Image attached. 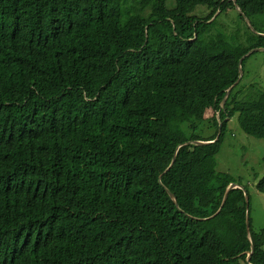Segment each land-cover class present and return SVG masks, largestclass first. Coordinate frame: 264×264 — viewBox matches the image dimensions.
Instances as JSON below:
<instances>
[{
	"label": "trees",
	"instance_id": "trees-1",
	"mask_svg": "<svg viewBox=\"0 0 264 264\" xmlns=\"http://www.w3.org/2000/svg\"><path fill=\"white\" fill-rule=\"evenodd\" d=\"M168 3L0 0V264H264L246 188L211 218L229 122L264 140V0Z\"/></svg>",
	"mask_w": 264,
	"mask_h": 264
},
{
	"label": "rangeland",
	"instance_id": "rangeland-1",
	"mask_svg": "<svg viewBox=\"0 0 264 264\" xmlns=\"http://www.w3.org/2000/svg\"><path fill=\"white\" fill-rule=\"evenodd\" d=\"M168 0V5L170 4ZM170 6V5H169ZM171 7V6H170ZM203 8H198L201 13ZM236 11L230 10L226 15L232 20ZM253 28L264 31V16H258L251 21ZM262 34V33H261ZM243 84L246 91L254 88L264 91V51H256L249 56L244 65ZM215 129H212L213 133ZM264 140L256 139L242 132L236 118L228 125L221 153L218 155V171L231 174L250 196V218L252 230L259 232L264 229V191L257 188L264 177Z\"/></svg>",
	"mask_w": 264,
	"mask_h": 264
},
{
	"label": "water",
	"instance_id": "water-1",
	"mask_svg": "<svg viewBox=\"0 0 264 264\" xmlns=\"http://www.w3.org/2000/svg\"><path fill=\"white\" fill-rule=\"evenodd\" d=\"M235 3H236V0H235ZM236 8L238 9L237 4H236ZM245 20H246L248 26H249L254 32L258 33V32L253 28V26H252L250 20H249L248 18H245ZM261 35H264V34H261ZM256 51H264V48H256V49H253V50H251L249 53H247L245 56H243L242 59L240 60V63H239L240 77H239V80L236 82V84L240 81V79L242 78V75H243V71H242V62H243V60H244L246 57L250 56L252 53L256 52ZM236 84H234V85L228 90V93H227V95H226V97H225V99H224V101H223V106L225 105L226 99L228 98V95H229L231 89H232ZM221 129H222V125L220 124V127H219V134H218V136H217V138H216L215 141L218 140V138H219V136H220V133H221ZM215 141H206V142H204V141H195V142H193V143H194V144H197V145H207V144H212V143H214ZM186 144H190V142H188V143H186ZM175 158H176V154H175V157H174V159H173V163H174V161H175ZM173 163L171 164V166L169 167V169L173 166ZM236 188H242V187H240V186L237 185V184H231V185H230V187L227 189V191H226V193H225L224 200H223V202H222L221 208H220L219 211H218L214 216H212L211 218L215 217V216H216V215L222 210V208L224 207V205H225V203H226V201H227V199H228L229 192H230L232 189H236ZM166 190H167V192L169 193L170 197H171L172 199L175 200V196H174V194H173L172 192H170L168 189H166ZM245 193H246V192H245ZM246 199H247V203H249V197H248L247 193H246ZM249 219H250V216H249V212H248V213H247V229H248V230H249V228H250V221H249ZM252 253H253V251L250 253L249 258H248V261H250V258H251ZM249 264H250V263H249Z\"/></svg>",
	"mask_w": 264,
	"mask_h": 264
}]
</instances>
